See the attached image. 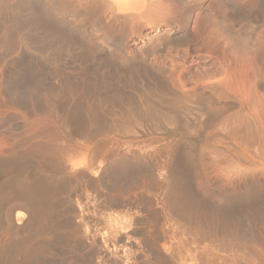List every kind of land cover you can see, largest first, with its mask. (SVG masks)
<instances>
[{"label": "bare ground", "instance_id": "obj_1", "mask_svg": "<svg viewBox=\"0 0 264 264\" xmlns=\"http://www.w3.org/2000/svg\"><path fill=\"white\" fill-rule=\"evenodd\" d=\"M34 1H12L9 11L16 16L2 20L0 25V43L7 51L18 41L46 50L62 49L68 43L64 30L38 17L44 7H36ZM99 4V0H81L84 11L91 16L102 7ZM25 9H29V15H22ZM130 14H117L122 34L132 30L134 19ZM129 18L133 20L130 22ZM224 31L217 41L222 56L213 62L212 74L202 78L184 79L182 70L173 78L162 62H147L144 57L140 60L142 68L122 76L139 86L132 92L120 87L103 89L109 82L99 72L81 75L82 84V79L78 84H68L60 77L65 83L59 80L58 86L47 89L35 87L14 94L5 87L10 104L28 114L44 115L51 124L33 135V140L21 146L7 143L4 148L9 153H3L5 157L0 159V177L14 183L15 190L0 185V232L4 231L1 234L8 240L0 264H46L42 259L50 251L49 246L33 247L32 243L40 232L53 230L67 232L69 244L79 255L69 256L72 264H134L125 262L114 248L116 241L139 231L138 225L143 231L149 226L163 232L168 220L173 221V227L179 224L184 231L193 233L195 240L217 241L218 246L227 248L234 245L241 253L248 243L253 244L254 240L249 242L242 231L248 222L264 218V128L248 109L243 94L236 92L238 88L234 92L229 86L231 73L237 67ZM189 38L176 43L178 38L167 37L146 53L152 55L169 42L175 46L188 44ZM193 49L200 48L195 45ZM184 56L185 60L187 55ZM128 60L120 59V65H127ZM169 60L174 63V59ZM241 71L235 76L239 81L245 75ZM189 82L192 85L185 87ZM261 87L264 90V83ZM260 97L264 105V94ZM35 162L44 172L30 175ZM209 169L223 173L222 178L213 171L208 176L215 174L221 179L218 190L213 184L210 187L216 193L222 188L220 199L225 208L212 205L214 192L200 196L199 187L194 186V180ZM34 170L39 172L36 167ZM109 175L113 181L127 177H132V181L119 189H108ZM88 184L95 187L94 194H86L85 201L83 186ZM130 191L139 192L145 204L134 205L127 195ZM60 205L64 206L63 211ZM117 209L125 214L126 221L117 218ZM60 210L63 217L55 218ZM97 222L110 227L108 235L88 226ZM16 233L22 238L12 242ZM257 240L264 243L263 239ZM149 243L155 256L162 257V250H167L161 245L162 250L159 248L158 240Z\"/></svg>", "mask_w": 264, "mask_h": 264}, {"label": "rangeland", "instance_id": "obj_2", "mask_svg": "<svg viewBox=\"0 0 264 264\" xmlns=\"http://www.w3.org/2000/svg\"><path fill=\"white\" fill-rule=\"evenodd\" d=\"M12 1L0 0V25L2 20L15 18L16 13L9 11L12 7L11 4H14ZM129 1L131 3V12L125 13H132L130 15H132L134 21L131 22L130 19L132 18H129L131 26H133L128 34H122L124 33L121 29L122 25L117 17V14L123 15L124 12L120 11L116 4L114 6L112 0H99L102 7L92 12V16L91 13L87 14L84 11L81 0H35L33 2L36 3V7L40 5L39 8L44 7V9L42 8L44 12L41 11L40 14L38 12V15H40L38 17H43L47 23L57 26L60 31L64 30L62 32L65 33L68 43L62 49L46 50L31 42L18 41L10 51H7L0 43V159L5 157L4 154L8 151L4 150L8 145L7 143L21 146L33 140V135L35 136L40 130L51 124L44 115L28 114L23 108L10 104L6 99L5 87H7L9 92L14 91L13 93L17 94L19 91L26 89L35 90V87L47 89L53 85L58 86L61 82L59 80L63 81V79L65 82L68 80L66 82L68 84H76L77 81L82 79L79 83L82 84L84 78L81 75L84 76L89 72L98 74L97 72H99V75L103 74L107 77L108 84H112H107L105 87L102 86V83L99 84L100 87H104L103 89L120 87L127 92H132L138 89L139 86L122 76H126L127 73L137 68H142L140 60L144 59V57H146L147 62H162L169 69L173 78L180 73L179 70L184 72H181L184 75V79L194 80L202 78L212 74L213 62H216L215 60L222 56L223 50L217 45V41L224 34L225 29L228 35L226 36L228 37L227 41H230L228 45L233 60L237 62V59H239L241 65L245 62L244 66L242 65L243 68L238 65L239 62H237L238 64L235 62L237 68L234 67V70H239L237 71L238 73L244 70L243 73L247 76L246 78L243 74L244 77L240 76L242 79L239 81L240 78H236L239 74L233 70L234 74L231 73L229 86H233L231 89L234 92L238 88L236 92L240 91L239 93L243 94L248 109L257 116L260 125L264 128V105L262 97H260L262 93L264 94V90L261 87V84L263 85L264 83V0ZM107 2L110 3L111 7L108 6ZM101 10L103 11L100 12ZM22 12V15H29L30 13L29 9H25ZM95 14H98L96 15L98 17L94 16ZM78 27L86 29V33L79 31ZM25 32L28 33L27 31ZM180 35L185 36L183 38ZM167 37L176 38V40L178 38L176 43L182 42V39L188 40L187 38L190 37V42L177 46L169 42L152 55H147L146 50L148 48L158 45V42ZM116 44L118 45L116 46ZM195 45L198 49L200 48L199 51H194ZM241 45H246V47L243 48ZM118 46L120 47L118 48ZM241 54H244V57ZM184 55H187V61H185L187 58L183 59ZM122 58H128L130 62L125 66L120 65V59ZM171 58L174 59L173 64H176L175 66L171 64L169 60ZM180 64L182 65L180 66ZM256 79L258 80L257 85ZM186 85L185 87H189L192 82ZM259 90H261V93L258 92ZM43 117L45 120H43ZM20 141H23V143L19 145ZM111 147H114L113 143ZM23 148L26 149V146ZM5 155L8 154L6 153ZM37 163L35 162L34 167L29 169L30 175L31 173L41 174L40 172L43 171ZM35 167L39 169V172L34 170ZM16 169L17 167H15L13 172ZM210 171H213L211 172L212 174H218L222 178V172H214L217 170L209 169L205 174L206 176L202 175L194 180V186L199 187V189L196 188L200 190V196L204 194L203 196L206 197L208 192H214L215 196L212 198L211 202L214 201L212 205L224 207L220 199L222 188L218 192L219 187L218 189L216 187L221 179L215 174L213 176L211 174L209 177ZM2 177L1 175L0 185L8 187L14 192L15 184L3 181ZM130 180L132 181V177L113 181L109 175V181L106 179V186L108 189H119L128 185ZM203 182L205 183L204 186ZM26 184L29 185L30 182H26ZM212 184L215 185L218 193L215 192L214 188L213 190L210 187ZM94 188L89 184L83 186L85 201L86 194H94ZM127 195L131 198V202L135 203L134 205L142 206L145 204V198L139 192L130 191ZM63 207V205H60L62 211ZM219 207L217 209H220ZM223 207L221 208L224 209L225 207ZM61 210L55 214V218L63 217L62 214H59ZM115 212L120 221L127 220L120 209ZM1 218L3 219V217H0V221L3 222ZM172 223V220H168L163 232L151 227V229L147 228L149 226L144 227L146 229L143 228V231L141 225H138L139 231L133 232L129 235V238L117 240L114 248L124 258L125 262H133L134 264H137L135 263L137 261L142 264H264V243L257 242L258 238L261 241L262 239L264 240V218L256 219L255 223L251 221L246 224L245 232L242 231V233H244L249 242L254 241L252 245L247 244L249 247L247 249L246 246L244 253L236 251V246L234 248V245L227 248L222 245L218 246L220 243H216L217 241L212 243L205 239L195 240L193 233L184 231L179 224L173 227ZM88 226L100 231L102 234L105 233L104 235H108L110 232V227L102 222L88 224ZM3 232L1 231L0 234ZM66 233L65 230H53L48 233L40 232L34 238L33 247L37 244L49 246L50 251L45 254L46 256L43 255L44 258L42 257L43 261L45 259L46 264L73 263L69 256L78 255V253L69 244V238H66ZM13 238L12 242H16V240H21L22 235L14 234ZM152 239L158 240L159 248L167 249L162 250L161 248L162 257L161 254L157 255L158 257L155 256L156 253L152 249L153 246L149 243ZM7 241L6 235L1 234L0 259L2 258L3 247ZM261 243L263 245H260ZM261 246L263 249H261ZM237 249L240 250L239 247ZM240 251L243 250L241 249ZM107 264H112V262L109 261Z\"/></svg>", "mask_w": 264, "mask_h": 264}, {"label": "crops", "instance_id": "obj_3", "mask_svg": "<svg viewBox=\"0 0 264 264\" xmlns=\"http://www.w3.org/2000/svg\"><path fill=\"white\" fill-rule=\"evenodd\" d=\"M115 4L117 5V7L119 8L120 11L122 12H131L130 10V2H126V3H122L119 0H114Z\"/></svg>", "mask_w": 264, "mask_h": 264}]
</instances>
